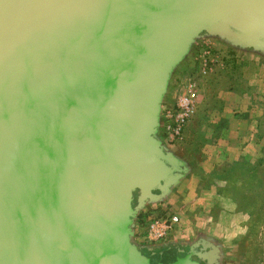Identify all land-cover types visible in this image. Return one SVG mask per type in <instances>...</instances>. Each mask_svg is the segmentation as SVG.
Here are the masks:
<instances>
[{
	"label": "water",
	"instance_id": "obj_1",
	"mask_svg": "<svg viewBox=\"0 0 264 264\" xmlns=\"http://www.w3.org/2000/svg\"><path fill=\"white\" fill-rule=\"evenodd\" d=\"M201 34L264 50V0H0V264H216L133 240L179 177L155 133Z\"/></svg>",
	"mask_w": 264,
	"mask_h": 264
},
{
	"label": "rangeland",
	"instance_id": "obj_2",
	"mask_svg": "<svg viewBox=\"0 0 264 264\" xmlns=\"http://www.w3.org/2000/svg\"><path fill=\"white\" fill-rule=\"evenodd\" d=\"M218 53L219 63H213L212 57ZM186 81L197 85L198 112L226 105L241 118L235 107L244 104L243 100L225 97L224 101L219 96L225 92L245 97V104L257 112L256 129L248 132V138L257 142L254 148L259 156L255 160H234L206 148L217 132L189 128L190 122L204 123L197 114L181 139L170 141L164 111L174 108ZM155 139L176 158L179 177L163 196L146 203L140 211L141 220L146 222L164 212L176 214L181 230L173 238L183 241L184 252H209L216 264H264V163L260 165L264 160V50L216 34L195 38L170 73ZM201 218L205 222L212 219L207 226ZM140 225L138 232L143 233L145 226ZM177 240L164 248L170 244L178 247Z\"/></svg>",
	"mask_w": 264,
	"mask_h": 264
},
{
	"label": "crops",
	"instance_id": "obj_3",
	"mask_svg": "<svg viewBox=\"0 0 264 264\" xmlns=\"http://www.w3.org/2000/svg\"><path fill=\"white\" fill-rule=\"evenodd\" d=\"M221 54V53H220ZM219 53L217 55H214L212 57L213 63H219ZM220 65V64H219ZM220 99L222 98L225 101V97H230V99H240L243 100L240 104H237L235 109L237 110L235 114L241 116V118H237L234 116V113L230 108L224 106L223 109H218V110H204L201 109L200 112L196 109L197 115L201 117L202 122L204 123H197V122H190L189 123V128L193 129H198V130H208V131H213L217 132L213 136V140L211 144H207L206 148H211L214 149L215 154H221L222 156L226 158H233L234 160H240L241 158H249L248 160H255L258 156L259 153L257 150H255L254 147L257 146L256 141H251L250 138H248V135L250 132L254 131L256 128L255 126V120H256V115L257 112L253 109H251L250 106H248V102L246 103L245 97L238 93H221L220 94ZM254 97H257V94L254 95ZM251 104V103H249ZM207 117L205 118V116ZM196 120V118H195ZM187 126V125H186ZM249 132V133H248ZM242 137H241V136ZM211 191L208 192L210 194ZM141 214V213H140ZM142 215V214H141ZM140 215L135 220L133 232L134 235L137 236L139 234L138 232V225L141 224V218L138 219ZM212 219V218H211ZM211 219L208 218V221L205 222V219L201 218V223L207 224L211 221ZM182 221V220H181ZM184 223V224H183ZM141 226V225H140ZM186 224L185 222L182 221V227L184 228V232H187L186 229ZM180 226L179 229H177L164 243L163 246H159L157 249H163L164 246L168 245V242H173L174 239L173 237L180 231ZM133 236V240L134 237ZM177 236V235H176ZM174 239V240H173ZM173 240V241H172ZM177 243L180 244L178 245V249H181V243L183 241L177 240Z\"/></svg>",
	"mask_w": 264,
	"mask_h": 264
},
{
	"label": "built area",
	"instance_id": "obj_4",
	"mask_svg": "<svg viewBox=\"0 0 264 264\" xmlns=\"http://www.w3.org/2000/svg\"><path fill=\"white\" fill-rule=\"evenodd\" d=\"M206 72L207 67L203 73L206 74ZM182 88L174 108L164 111L167 119L166 131L170 141L181 139L186 125L195 116L197 109L198 89L196 83L186 81ZM147 220L144 232H140L137 236L134 235V242L138 246L149 248L163 246L180 225V217L169 212Z\"/></svg>",
	"mask_w": 264,
	"mask_h": 264
},
{
	"label": "trees",
	"instance_id": "obj_5",
	"mask_svg": "<svg viewBox=\"0 0 264 264\" xmlns=\"http://www.w3.org/2000/svg\"><path fill=\"white\" fill-rule=\"evenodd\" d=\"M263 163H264V160H261V161H260V165H262ZM253 170H254V167L252 168V171H253ZM260 179H261V178H260ZM263 179H264V174H263ZM142 217H143V216L141 215L138 219H140V218L143 219ZM141 225H142L143 227L146 226V222H144V221L141 220Z\"/></svg>",
	"mask_w": 264,
	"mask_h": 264
},
{
	"label": "flooded vegetation",
	"instance_id": "obj_6",
	"mask_svg": "<svg viewBox=\"0 0 264 264\" xmlns=\"http://www.w3.org/2000/svg\"><path fill=\"white\" fill-rule=\"evenodd\" d=\"M201 250H203L202 248H201ZM204 251V250H203ZM203 253V252H202ZM193 260H196V261H198V259L197 258H195V257H193Z\"/></svg>",
	"mask_w": 264,
	"mask_h": 264
}]
</instances>
